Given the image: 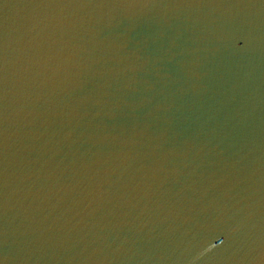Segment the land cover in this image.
<instances>
[{
	"label": "water",
	"instance_id": "water-1",
	"mask_svg": "<svg viewBox=\"0 0 264 264\" xmlns=\"http://www.w3.org/2000/svg\"><path fill=\"white\" fill-rule=\"evenodd\" d=\"M0 264H264V0H0Z\"/></svg>",
	"mask_w": 264,
	"mask_h": 264
}]
</instances>
